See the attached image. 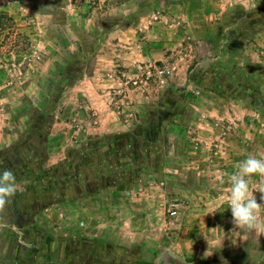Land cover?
<instances>
[{"label":"rangeland","instance_id":"374dc122","mask_svg":"<svg viewBox=\"0 0 264 264\" xmlns=\"http://www.w3.org/2000/svg\"><path fill=\"white\" fill-rule=\"evenodd\" d=\"M67 1L0 0L17 25L0 33V171L16 176L0 219V264H95L93 256L99 264H161L166 255L170 264H264V233L235 228L229 185L220 183L249 155L264 158V0H189L188 16L170 19L162 18L165 0L159 8L143 0L144 12L95 16L88 27L67 16ZM215 3L221 15L213 16ZM86 5V14L107 7ZM115 27L136 32L109 36ZM231 36L234 55L225 50ZM157 42L167 44L161 57L138 61L136 45L150 52ZM168 89L185 92L168 97ZM32 121V135L47 140L37 169L108 144L109 163L120 152L125 165L94 185L121 188L36 210L34 197L54 199L36 195L46 183L7 162ZM134 133L139 145L109 142ZM261 186L264 177L251 179L258 203Z\"/></svg>","mask_w":264,"mask_h":264},{"label":"trees","instance_id":"16d2710c","mask_svg":"<svg viewBox=\"0 0 264 264\" xmlns=\"http://www.w3.org/2000/svg\"><path fill=\"white\" fill-rule=\"evenodd\" d=\"M4 22H7L8 24L5 25ZM7 25H11L12 28H15V25L13 24L12 20L9 18L7 13L0 12V33L6 30ZM20 37L24 39V43L28 46V38L23 35H21ZM228 38L229 43L225 46V50L228 52V54L234 55V52H236L238 49V41L233 40L234 38L232 36L231 38ZM13 47L15 49H18L19 42L14 41ZM220 75L218 74L215 77L218 78ZM167 92L168 94H166V96L170 97L175 94L183 93L185 92V90L168 89ZM144 123L145 124L142 125L145 126V130L147 131V124L146 122ZM33 126L34 121H32L26 126L24 136L21 137L18 145H15L13 150L10 152V159H8L7 162H12V164H14L15 166V161L17 160V170L23 175L24 179H33L46 183V187L40 188L37 191L36 195L45 196L46 194L51 197L48 198L49 200L52 199V197H54V199L51 202L48 201L49 203H40L37 197H34L33 204L36 210H41L42 208H45L48 205L56 203L69 204L78 197L94 195L99 193V191H102L103 189L109 190L114 188H121L118 186H106L104 188H101L94 185L96 181H101V177H108L112 174L113 170L118 171L120 167L125 165L120 163V152L116 155V162L113 165L109 163L108 149L110 146L107 147L108 144L104 145L102 148L99 149L93 148L86 150L79 157L76 158V162L74 160L75 155H72L71 157L69 156V160L65 165L52 167L51 169H37L36 163L43 157V152H46L45 148L47 146V140L43 139L42 131H40V133H38L37 135L33 136L31 133ZM136 129L137 127L135 128V130ZM125 138L129 140L131 145L140 144L138 143L139 138L135 133L133 134V136L131 135L109 139V142H112V144H114V142L116 144H120ZM142 140L143 142H145V144L152 145V138L149 137L147 134L142 137ZM112 147L114 148V146ZM17 153H19L20 156L23 157H16ZM155 155H157V151L155 152L154 156ZM76 174L78 178H76L75 180ZM102 183L101 185H103ZM28 195L32 196L34 194L29 193ZM17 211L18 210H16V213L19 214V212Z\"/></svg>","mask_w":264,"mask_h":264},{"label":"clouds","instance_id":"9594fccd","mask_svg":"<svg viewBox=\"0 0 264 264\" xmlns=\"http://www.w3.org/2000/svg\"><path fill=\"white\" fill-rule=\"evenodd\" d=\"M55 5L49 4L46 9H53ZM235 171L221 178L220 183L229 185L226 202L231 210L232 223L236 229L243 233H264V203H258L250 189L253 176L264 177V158L249 155L246 159L234 165ZM258 192L264 194V186ZM16 193V176L10 169L0 171V219H3L8 205ZM264 201V195L261 196Z\"/></svg>","mask_w":264,"mask_h":264},{"label":"crops","instance_id":"0c3cea01","mask_svg":"<svg viewBox=\"0 0 264 264\" xmlns=\"http://www.w3.org/2000/svg\"><path fill=\"white\" fill-rule=\"evenodd\" d=\"M101 3H106L107 7L106 9H104L101 13H99V9H93V11H91V13L86 14L88 11L86 2L87 0H69L67 1V5H66V12H67V16L72 17V18H80L84 23H85V27H88L90 25L94 26L96 23V19H100L102 17H109V18H119L121 15H123V13L127 10H129L131 7L136 6L137 8H139L138 10L144 12L142 9H140L141 5L144 3L143 0H99ZM187 1L189 0H181V2H177V0H165V7L166 9H164L163 11H165L164 17L162 18H172V17H181V18H185L188 16V12H186L184 10L185 8V3H187ZM246 2L249 1V3H254L256 0H245ZM227 2H229V4L232 5V3H235V0H227ZM160 1L158 0V2L154 3L157 7L159 5ZM199 3H201L202 5L205 4L204 0H200ZM215 6L214 9L212 10L213 16L217 14L221 15V11L216 8V3L214 4ZM160 6H163V3H161ZM231 7V6H230ZM159 8V7H158ZM219 10V11H218ZM155 11H160L158 14H160L161 16V9H156ZM218 11V12H217ZM0 12H5V11H0ZM7 13V12H5ZM153 13V12H152ZM198 13H203V10H199ZM7 15L9 16V18L12 20L13 24L17 27V25L15 24V21L13 20V18L7 13ZM95 16H97V18L95 19ZM163 16V15H162ZM95 19V20H94ZM157 25V27H160L159 24L160 23H155ZM119 27H115V30L112 31L110 33L109 36H117L118 38L120 37V35L122 36H130L132 38V34L131 33H135L136 30L134 31L131 28L128 29H121L120 31H117ZM16 30V29H15ZM155 32L157 33V29L156 26L154 27ZM131 32V33H129ZM129 33V34H128ZM17 35V34H16ZM135 40V39H134ZM161 41V38H160ZM152 42H150L149 44H151ZM169 45V44H168ZM146 44H137L136 47L138 48L137 52L139 54V51L141 52L140 55L138 56V61H141V63L144 62V60H158L161 57V54L163 53V50H167V44H165L164 42L160 43L157 42L155 44L152 45V47H150L149 49L151 50L150 52H148V49L146 48ZM256 176H253L251 179L254 181ZM95 262V264H99V259H96L94 256L91 257ZM89 258V260L91 259ZM60 262V261H59ZM88 264V262H86Z\"/></svg>","mask_w":264,"mask_h":264},{"label":"built area","instance_id":"2783aa9c","mask_svg":"<svg viewBox=\"0 0 264 264\" xmlns=\"http://www.w3.org/2000/svg\"><path fill=\"white\" fill-rule=\"evenodd\" d=\"M177 215L176 206H173L170 210V216L174 217Z\"/></svg>","mask_w":264,"mask_h":264},{"label":"water","instance_id":"95a60500","mask_svg":"<svg viewBox=\"0 0 264 264\" xmlns=\"http://www.w3.org/2000/svg\"><path fill=\"white\" fill-rule=\"evenodd\" d=\"M161 264H170V263L167 261V255L162 259Z\"/></svg>","mask_w":264,"mask_h":264}]
</instances>
